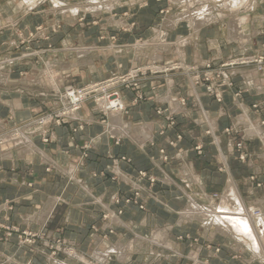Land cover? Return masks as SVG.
Here are the masks:
<instances>
[{"label": "crops", "instance_id": "0c3cea01", "mask_svg": "<svg viewBox=\"0 0 264 264\" xmlns=\"http://www.w3.org/2000/svg\"><path fill=\"white\" fill-rule=\"evenodd\" d=\"M131 6L133 4L128 5V7ZM113 12L110 14H113ZM98 16H102V14ZM107 19V24L104 25V22H102L103 25L100 28L102 33L106 32L111 36L119 35L116 33H119L121 29L117 25L125 26L126 23L127 28L130 26L126 35L133 36L134 41L139 37L138 34L142 33V31H137L129 25L126 18L118 16L117 18L109 17ZM261 25L264 28L262 23ZM139 26L144 28V23H140L137 28ZM185 26V23H181L175 28H170L166 32L164 46H160V43H152L156 33L162 32L163 29H154L150 33L145 31L143 33L144 37L146 35L144 43L150 41L151 44L145 46L144 53L138 55L140 59H137L136 56V45L128 47V53L123 54L125 51L123 48L117 51L114 49V45L112 48H100L95 44L92 49L81 46L75 48L73 56L69 57L68 60L53 62V66L56 72H63L64 76L72 75L86 81L89 78H95V80L101 78L102 72L109 69L113 70V67L125 69L132 64L139 63L137 61L155 60L152 56L154 52L161 55L160 61H163L164 55L168 53H173L177 58L182 59L179 55L183 52L184 61L197 64H202L208 60H223L235 50L264 54V47L261 46L263 40L260 38L262 34L259 33L260 26L250 28L248 25L252 42L247 46H241L236 41L230 40L225 27L214 24L194 32ZM182 27L190 30L187 37L181 36ZM172 33L179 37L171 43L169 40ZM162 34L163 32L161 36H164ZM180 38H189L188 44L180 47L178 45ZM154 47L155 49H152ZM160 47L161 49H157ZM162 47L165 48L162 49ZM81 48L87 49L88 53L84 56L79 55L78 50ZM111 51L112 53H109ZM66 66L67 68H65ZM14 77L17 78V76ZM14 77L8 75L9 80H13ZM32 78L39 83L41 77L38 75ZM249 81L254 86H247ZM234 82L235 88L225 92L223 102L218 103L207 95L202 88H191L190 86L186 91L181 90V88H184L178 76L151 79L145 85L146 95L150 99L131 108L128 115L123 117L124 125L128 126V129L122 124L118 125V127H123L125 132L122 131L117 134L122 136L123 139L122 143L117 146L113 145L109 135L104 133V127L99 122L101 115H99L98 110L87 104L83 106L75 119L69 124L52 127V138L49 144H43L39 137L34 136L31 138L32 147L28 152L22 150L24 149L22 146L13 148L9 152L0 151V221L7 220V222L20 225L25 223L33 228L47 227L49 236H51L48 237L49 240L55 238L69 239L79 251L78 253L87 258H92L97 250H102L103 253L109 252L107 249L112 245L123 244L126 246L122 253L112 254L111 258H106L104 262L100 261L101 264H224L215 260L218 255H215L214 251H211L205 245L216 241H228L229 239L209 237L199 221L181 220V213L185 211L190 200H195L197 203L204 205L208 200L207 197H212V193L220 190L222 194L228 182V174L234 178L242 194L245 190H248L247 193L252 195L259 190L251 189L250 184L241 179L246 178L253 170L261 174L264 170L259 165L261 161L264 162V145L258 136L248 133V128L251 125L255 127L263 125L261 122L264 120V90H258L257 86L260 83L264 84V71L241 69L235 75ZM150 87H154L156 90L154 89L153 92ZM238 90L241 91L240 98L235 101L234 93ZM34 91L31 93L20 89L8 93L9 97L6 98L4 104L6 105V111H9L8 114L15 119V123L29 119L38 112L37 106L39 104L34 99ZM128 94L130 95V93ZM177 95H184L188 98L185 107H182L179 101L172 100ZM164 98H166L165 101ZM178 103L180 104L179 108L176 107V105H179ZM156 104L163 107L170 104L171 109L178 115L179 122H188L189 125H192V136L187 135V145L193 147L199 144L204 148L201 157L195 159V152H191L190 156V149L187 146L186 150L183 148L182 143L185 142L183 141L180 144L182 149L177 148L174 151L176 162L184 161L175 176L164 169L162 160L159 157L158 148L168 146L169 140L165 135H159V131L165 125V119L156 115L154 110ZM193 104L197 108H194ZM254 104L258 105V109L255 111L252 108ZM109 118L110 124H112L111 117ZM232 123L238 130L240 139H243L249 149L256 151V154L249 161L248 168H242L240 174L237 173L238 161L236 154L233 153V149L227 146V137L220 133L222 127ZM79 124L84 125L83 131L73 133L71 128ZM11 125L1 123L0 129L5 130ZM209 129L213 131L214 137H208L205 133ZM87 140H93V148L90 150L85 164L79 167L76 162L82 151L79 146L72 147L70 143L81 146ZM141 144L145 146L143 151L139 150ZM34 149L37 151H34ZM211 149L215 151L219 161L225 162L226 160L228 165L226 171H214L209 166ZM119 156H127L132 162L129 164L121 162L115 170L106 172L107 175L112 176L114 174L117 181L111 180L105 175V177H101V175L93 176V172L104 171L112 162V158ZM153 166L156 169H154V172L158 171L161 177V183L159 184L163 185L162 188L157 185V188L153 190L158 193L154 197L152 196L153 187L150 186L147 180H136L139 170L149 169L151 171ZM48 167L52 168L51 172L47 171ZM185 173L191 180L190 189H186L179 180H176ZM245 185H248V188H245ZM136 189L144 195L145 205H147L146 211L139 212L133 206L126 207L124 215L121 217L115 216L108 223V226H113L116 231L114 235L106 239L101 236L85 237L87 234L86 227L90 220H99L100 213L107 209L113 212L117 211L118 206L115 205L114 199L124 193L130 194ZM155 199H159L158 202ZM6 200L13 202L12 210H9L4 204ZM6 217L7 219H5ZM104 228L107 229V226H104ZM156 231L166 232V237L159 243H154L151 240L153 239V233ZM186 233L194 234L198 238L195 246L186 239L180 240L178 238ZM64 235L67 236L62 237ZM17 242L15 237L6 242L0 241V264H3L5 258H9L10 262L8 264H45L44 260L47 254L43 253L38 246L32 250L27 246L18 245ZM170 243L172 248L168 246ZM219 254L225 255L224 252H219ZM243 255H245L243 256L245 260L243 264H259L256 261V263L251 262L249 260L251 256L248 253L245 252ZM63 259L64 263L83 264L79 260L75 261L67 257H63Z\"/></svg>", "mask_w": 264, "mask_h": 264}, {"label": "rangeland", "instance_id": "374dc122", "mask_svg": "<svg viewBox=\"0 0 264 264\" xmlns=\"http://www.w3.org/2000/svg\"><path fill=\"white\" fill-rule=\"evenodd\" d=\"M16 1L17 2H15V0H0V19H2L0 20V126L1 123H6L7 125L12 124L5 130L0 129V144H5L10 138L13 140L17 139L18 134L20 135L22 132L29 136L30 139L37 136L43 144H49L52 138V127H61L69 124L75 119L84 105L90 104L97 109L100 113L99 115H101L99 122L104 127V133L110 135L109 137L112 144L117 146L122 143V136L109 134V117L111 116L107 109L100 105L101 101L109 99L111 101H117L120 99L125 105L123 116L126 117L131 108L150 99V97L146 95L145 85H147L151 79L156 77H163V79H165L170 76H178V78L181 79L184 88H181V90L186 91L190 86L192 88L199 87L216 102L222 103L224 93L235 88L234 77L241 69H255L260 72L261 70H264V54H257L254 52L246 53L235 50L223 60H208L204 61L202 64L190 63L184 61V58L181 60L177 58L175 54L168 53L167 55H164V58L162 59L163 61L149 60L139 62L132 64L129 68L125 69L113 67V70L109 69L102 72V75L100 76L101 78L96 80L95 78H89L86 81H83L72 75L64 76L63 72H56L52 63L64 59L68 60L69 57L74 55L75 48L81 46L83 48L92 49L95 47V44L100 48H112L114 45L113 47L115 50L120 51L123 48V50H125L123 54H127L128 47L145 44L146 35L145 37L143 36L145 31L149 33L151 30L154 31V29H163V33L169 31L171 27H169L170 25L167 24V21L170 20L172 16L182 13L184 7L182 8L181 4L178 5L172 0H140L135 2L131 7H128L127 4H122L125 6L120 5L115 11L113 10L114 12L112 11L113 14H110L112 12L108 11L102 16H98L91 12H81L79 16L69 18V13L63 14L68 10L64 12L60 9L58 10L53 4V0H41L36 5L37 7L34 6L32 8H21L18 5L21 0ZM62 1L65 3V6H74L89 3L91 0ZM258 2V7L255 9V13H252L253 15L248 22L250 28L253 26L258 27L261 23L264 25L262 22V19L264 18V0H259ZM218 5H220V3ZM221 12L226 19H220V21H216L212 25L215 24L223 28L225 27L226 29L228 21L227 16L231 15V12L227 10H221ZM118 16L128 19L129 25L137 29V31H142V33L138 34L139 37L136 38V41L132 39L133 36L129 37L126 35L130 28V26L127 28V23L125 26L117 25V27L121 29L119 33H116L119 35L111 36L106 32H101L102 30H100V28L103 25L102 22H104L105 25L107 24V18H117ZM258 21L259 23L261 21V23L259 24ZM140 23H144L145 29L143 26H139L140 29L137 28ZM185 25L189 28L188 24L185 23ZM260 28L259 33L262 34L260 38L263 40L261 41L263 42L261 46L264 47V28L262 25ZM182 29L184 31H180L181 36L187 37L190 33V28L187 30L182 27ZM120 33L122 34L120 35ZM123 34L125 35L123 36ZM178 37L179 36L175 33H172L170 37L171 41L169 40V42H175ZM69 49L70 51H68ZM109 53H112V51ZM50 68L54 70L51 76L48 74ZM8 75H12V77L17 76V78L14 77L13 80H9ZM38 75L41 77L39 83L35 82L32 78L33 76L37 77ZM260 84H258V86ZM247 86L251 87L253 86V83L249 81L247 82ZM20 89L31 93L35 90L34 99L39 104L37 106L38 112L29 119L27 118L15 123V119L8 114L9 111H6V105L4 102L6 101V98L9 97L8 93ZM154 89L156 90V88L150 87V90L153 92ZM240 92L241 91L238 90L234 93L235 101L240 98ZM128 93H130V95ZM174 100L179 101L182 107H185L188 102V98L184 95H177ZM193 107L197 108L195 104H193ZM252 108L255 111L258 109V105L254 104ZM154 110L158 117H164L165 119V125L159 131V135H165L169 140L168 146L158 148L159 157L162 160L161 162L164 169H167L170 174L173 173L172 175L175 176L179 167L184 164V161L176 162L177 160L175 159L174 151L177 148H181L180 144L183 141H185L182 143L183 148L186 150L187 146V148L190 149V156L192 154L191 152L194 151L196 155L195 159L201 157L204 148L199 144L194 145L193 147L187 145L188 142L186 138L187 135L192 136V125H189L188 122H179L178 115L171 109L170 104L166 107L156 104ZM261 123L263 124L261 126L264 127V120ZM71 129L73 133H77L83 131L84 125L79 124L73 126ZM205 133L208 137H214L211 129L207 130ZM220 133L227 137V146L233 149V153L236 154V159L238 161L237 173L240 174L242 168H248L249 161L254 154H256V151L249 149L243 139H240V136L238 135L239 132L234 127L233 123L222 127ZM93 144V140L84 141L81 146L72 142L70 143V146H79L82 151L80 158L76 162L77 166L82 167V165L85 164V160L89 157V152L93 148ZM144 148V145H139L140 151H143ZM210 157L211 161L209 166H211L214 171L224 172L228 169L227 163L219 161L213 149L210 151ZM121 162L129 164L132 161L127 156L113 157L112 162L104 171L93 172V176L97 177L101 175L102 177L105 175L106 177H109V179L117 181V177L114 176V174L111 173V176L107 175L106 172L115 170ZM259 165L261 169H264L263 161H261ZM154 169L155 167L153 166L151 171H149V169L139 170L136 179L137 181L147 180L150 183V186L153 187V197L155 194H158L156 191H153L157 188V185H159L160 188L163 187L162 184H159L161 183V177L159 176L158 171L154 172ZM47 171L51 172L52 168L48 167ZM71 177L70 179L73 180ZM243 179L241 180L244 182L247 181L250 184L251 189H259L257 193L252 195L247 193L248 190H245L243 194L241 193L242 196L244 195L243 198L246 203L250 204L261 200L263 201L264 170L262 174L253 170ZM176 180H179L181 185L186 189L191 188V180L187 176V173ZM245 188H248V185H245ZM222 194L221 191L218 190L211 195L214 200H218ZM144 199L143 193L138 189L130 194L124 193L122 196L115 198V205L118 206L117 211L113 212L107 209L100 213L101 217L99 220H90L86 227L87 234L85 237L101 236L106 239L107 237L114 235L116 231L113 229V226H108L110 220L115 216L121 217L124 215L125 208L129 206H133L139 212L146 211L147 205H145ZM157 200L159 199H155V201ZM159 202L161 203V201ZM4 204L9 210L13 209V202L11 200H6ZM201 206L204 207V205ZM5 219H7V217ZM104 226H107V229H105ZM66 236L67 235H64L62 237ZM13 237L17 239L18 245L27 246L32 250L38 246L43 253L45 252L47 254V257L44 260L45 264H64L65 261L63 257L71 259L68 255L70 250L79 252L69 239L55 238L49 240L48 237L51 236H49V230L47 227L33 228L25 223L20 225L14 222H7V220L0 221V241L6 242ZM74 237L76 236L74 235ZM178 238L180 240L186 239L194 246L198 242V238L194 236V234L191 235L186 233ZM234 244L235 243L229 239L228 241H216L212 244H206L205 246L208 249H211V251H214L215 255L219 256H217L218 258L215 257V260L221 263H245L243 258L245 255L243 254L244 252L247 253V251L236 249ZM219 252H224L225 255L223 256L219 254ZM50 257L52 258L50 259ZM9 262V258H5L3 264H8ZM259 264L264 263L259 261Z\"/></svg>", "mask_w": 264, "mask_h": 264}, {"label": "bare ground", "instance_id": "6f19581e", "mask_svg": "<svg viewBox=\"0 0 264 264\" xmlns=\"http://www.w3.org/2000/svg\"><path fill=\"white\" fill-rule=\"evenodd\" d=\"M40 1L41 0H21V2H19L18 5L21 8H23V7L32 8V7L36 6ZM137 1H140V0H91L89 3H86V4H79V5H74V6H65L64 5L65 3H63L62 0H53V4L55 5V7L58 10L60 9L63 12L68 10L67 12H64L63 14L69 13V18H75V17L79 16L81 14V12H91L93 14H97V15L102 14L103 15V13H105V12H108V11L112 12L113 10H115L117 7H119L122 4L126 3L128 5L129 4L132 5V4H135V2H137ZM172 1L176 2V4H178V5L181 4L182 8L184 7V10L182 13H180L176 16H172L170 18V20L167 21V24L170 25L169 27L175 28V27H177V25H179L181 23H186V24H188V26L191 30H193L194 32H198L199 30L204 29V28L212 25L214 22L220 21V19H222V20L226 19L224 17V14L221 12V10L222 11L227 10V11L231 12V15L227 16L228 21L226 24V31H227L228 37L231 40H234L237 43H239L241 46H247V44L252 42V36L248 32V22L251 19L250 17L255 13L254 11H255L256 7H258L257 5L259 3L258 2L259 0H172ZM15 2H17V1L15 0ZM219 3H220V5H218ZM0 20H2V19H0ZM262 22L264 23V18L262 19ZM260 23H261V21H260ZM161 33L162 32L159 31L156 34V36L152 39V43L153 42H155L157 44L160 43V46L161 45L164 46L163 44L166 43V40H164V38L166 37V33H163L164 36H161ZM188 40H189V38H180L178 45H180V47H184L188 44V42H189ZM191 40H192V38H191ZM149 42H147L143 45L140 44V45L135 47L136 53H137V55H136L137 59H140V56H138V55H141L142 53H144L143 51L145 50V46H148V44H151V42L150 43ZM164 48L165 47H162V49H164ZM152 49H155V47ZM157 49H161V47L157 48ZM78 51H79V55H82V56H84L88 53L87 49L81 48ZM152 56H154V59H155L153 61H158L161 59V55H158L157 52H154L152 54ZM179 56H181V58H182L181 60H183L184 53L182 52ZM77 59H79V58H77ZM137 62H140V61H137ZM60 66H62V65L60 64ZM67 66L65 68H67ZM73 66H74V64H73ZM68 68H70V67H68ZM1 71H3V70H1ZM53 71L54 70H52L50 68L48 70V74L51 76ZM261 71H264V70H261ZM257 88H258V90H264V84L261 83L259 86H257ZM165 99L166 98H164V101H165ZM115 100H116V98H115ZM172 100L174 101V99H172ZM100 105L102 107H105V109H107V111L109 112V114L111 116L112 124H110V126L108 128L109 134L115 135V134H120L122 131L125 132L123 127H118V125H121V124L125 128L128 129V126L124 125V120H123V117H124L123 112L125 110V105H124L123 101H121L120 99H118L117 101H111L110 99L109 100H103V101H101ZM176 107L179 108L180 104L176 105ZM75 113H73V114H75ZM127 125H128V123H127ZM129 130H131V129H129ZM143 132L145 133V130ZM248 133L250 135L255 134L256 136H258L260 138V140L262 141V143L264 144V127L263 126L255 127V126L251 125L248 128ZM144 136H145V134H144ZM148 139H149V137H148ZM20 146H22L24 148L22 150H26V152L30 151V149L32 147L30 137L27 136L26 134H24L23 132L20 133V135L18 134L17 139L13 140L10 138L9 140L6 141L5 144L1 143L0 144V151L9 152L11 149L17 148ZM16 151H18V150H16ZM34 151H37V150L34 149ZM29 155H31V154H29ZM225 162H226V160H225ZM227 179H228V182L226 184V187L223 191V194L218 198V200H214V198H212L211 196H208L207 197L208 200L205 199L206 203L204 204V207H202L195 200H192V201L190 200V203L187 206V208L185 209V211H183V212L181 211L182 212L181 213V216H182L181 220L185 219V221H186V219H187V220L199 221L203 225L204 230H205L206 234L209 235V237H225V238H228L232 242L235 243L234 247L236 249H240V250L242 249V250L247 251V253L251 256V258H250L251 262L261 261L262 263H264V200L263 201L261 200L262 202L258 201L256 203L247 204L245 199L243 198L234 178L228 174ZM178 223L180 224L181 222L179 221ZM152 237H153V239H151V240H153L154 243H159L161 240H163L164 237H166V232L165 231H156L153 233ZM164 241H166V240H164ZM170 245H171V243L168 244L169 247H171ZM129 246H131V245H129ZM125 247L126 246H124L123 244L117 245V246L112 245V246L108 247V249H107V250H109V252L103 253L102 250L101 251L97 250L95 252L94 256H92V258H87L84 255L79 254L75 250H70V252H68L69 253L68 255L71 257V259H74L75 261L79 260L83 264H101V263H99L100 261L104 262L106 260V258L107 259L111 258L112 254H115V253L119 254L118 252L122 253L123 250H125ZM51 258L52 257H50V259ZM64 264H67V263H64Z\"/></svg>", "mask_w": 264, "mask_h": 264}]
</instances>
